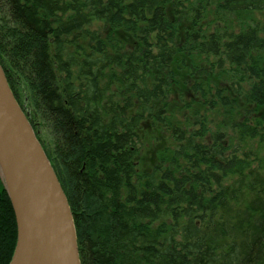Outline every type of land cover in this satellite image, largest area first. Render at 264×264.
<instances>
[{"label":"trees","instance_id":"1","mask_svg":"<svg viewBox=\"0 0 264 264\" xmlns=\"http://www.w3.org/2000/svg\"><path fill=\"white\" fill-rule=\"evenodd\" d=\"M0 66L80 264H264V0H0Z\"/></svg>","mask_w":264,"mask_h":264},{"label":"water","instance_id":"2","mask_svg":"<svg viewBox=\"0 0 264 264\" xmlns=\"http://www.w3.org/2000/svg\"><path fill=\"white\" fill-rule=\"evenodd\" d=\"M0 178L16 224L9 264H80L66 196L1 66Z\"/></svg>","mask_w":264,"mask_h":264},{"label":"rangeland","instance_id":"3","mask_svg":"<svg viewBox=\"0 0 264 264\" xmlns=\"http://www.w3.org/2000/svg\"><path fill=\"white\" fill-rule=\"evenodd\" d=\"M170 102H172V100ZM174 102H175V105H177L175 107L176 112H179L181 109L180 102L179 101H174ZM173 108L174 107L172 103H170V109H173ZM208 116L211 117L212 113L209 112ZM214 117H217V116L214 114ZM211 118L213 119V116ZM156 137H158L159 139H157ZM164 137H165L164 134L162 136L161 134H156V133H154V136L150 134L149 136L144 137V147L141 152L144 163H148L154 157L155 148L159 147V145L161 144L163 145L164 143H166V139ZM254 148L258 149L259 156L261 158L264 157V144H257V141H255Z\"/></svg>","mask_w":264,"mask_h":264}]
</instances>
